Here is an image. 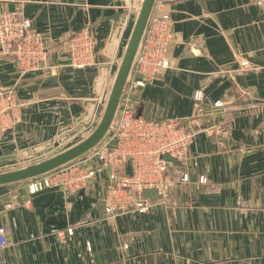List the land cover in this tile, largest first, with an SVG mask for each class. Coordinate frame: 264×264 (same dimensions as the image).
<instances>
[{"label":"crops","instance_id":"crops-1","mask_svg":"<svg viewBox=\"0 0 264 264\" xmlns=\"http://www.w3.org/2000/svg\"><path fill=\"white\" fill-rule=\"evenodd\" d=\"M137 2L0 0V11L30 19L47 48L43 67L26 73L0 50V88L13 87L22 103L21 122L0 143V165L45 155L101 110ZM165 8L169 66L139 89L134 108L148 119L192 116L201 109L196 89L204 106L229 101L198 117L222 134L200 130L188 148L192 173L206 182L193 178L171 187L167 202L115 216L104 212L99 178L75 193L28 194L26 180L2 185L0 264H264V10L252 0H173ZM86 25L96 64L72 67L66 39Z\"/></svg>","mask_w":264,"mask_h":264},{"label":"built area","instance_id":"built-area-1","mask_svg":"<svg viewBox=\"0 0 264 264\" xmlns=\"http://www.w3.org/2000/svg\"><path fill=\"white\" fill-rule=\"evenodd\" d=\"M171 1L154 2L114 122L103 139L72 162L26 180L28 194L47 187L75 193L98 176L103 182L104 212L115 216L127 212L144 213L156 199L167 202L171 187L189 183L193 178L199 183L206 182L204 175L192 173L191 166L196 162L188 156V148L199 130L210 131L212 127L200 129L194 117L148 119L134 109L139 89L152 83L158 73L169 66L167 51L173 32L172 20L165 7ZM252 2L264 10V0ZM95 43L89 25L71 33L65 44L68 64L76 68L96 64ZM0 50L14 58L20 73L43 67L47 57L41 33L33 28L30 19L15 11H0ZM193 100L204 105L200 89L194 91ZM219 104V101L213 103L214 106ZM21 106L13 87L0 88V143L5 133L21 122ZM90 126L91 121L84 129ZM165 154L169 159L163 157ZM144 189H155L157 197L144 196ZM26 201L29 202V198ZM6 246V230L0 225V257Z\"/></svg>","mask_w":264,"mask_h":264},{"label":"water","instance_id":"water-1","mask_svg":"<svg viewBox=\"0 0 264 264\" xmlns=\"http://www.w3.org/2000/svg\"><path fill=\"white\" fill-rule=\"evenodd\" d=\"M154 2L155 0H138L136 4L132 25L104 96L101 110L91 129L73 144L47 157L22 166L0 170V186L12 185L53 171L79 158L99 144L114 122L118 104L145 34ZM163 157L169 159L167 154ZM171 160L175 161L174 158ZM142 193L152 199L157 197L155 189H144Z\"/></svg>","mask_w":264,"mask_h":264},{"label":"rangeland","instance_id":"rangeland-1","mask_svg":"<svg viewBox=\"0 0 264 264\" xmlns=\"http://www.w3.org/2000/svg\"><path fill=\"white\" fill-rule=\"evenodd\" d=\"M103 100H104V97H102L101 100H100V102H99L100 103V105H99L100 107L103 104ZM216 101H219V103H220L219 106L225 105V104H227L229 102V101H226V100H221V101L220 100H216ZM213 103H211L207 107H204V105H200L201 106V109H199V111L196 110V112L192 116H187V117H189V118H193L194 117L197 120L200 129H203V128L204 129H208L211 126L212 128H211L210 131L209 130L208 131L203 130V131H205L209 135H216V136H218V135H221L222 134V130H221L220 126H218L217 124L216 125H211L212 123L211 124L203 125V124L200 123V121L198 119L199 115H201V114L203 115L204 114L203 113L204 111L211 113L210 107L213 106ZM134 105H135V103H134ZM219 106H214V107H219ZM99 111L100 110L97 109L95 111V113L93 114V116L91 117V119H89V121H91V126L89 128L82 130V132H80L78 135H76L74 137H71V138H68V139H66L65 141H63L60 144H58V142L50 143L49 144L50 146H48V149L43 150L42 152H40V153H46L45 155L44 154L43 155L42 154H39V155L35 156L34 158L21 159L19 161L16 160V161L8 162L7 164L1 166L0 167V170L11 169V168H14V167L22 166V165H25L27 163H31V162L37 161L39 159H42L44 157H47L50 154L55 153L57 151H60V150L64 149L65 147L73 144L74 142H76L77 140H79L84 134H86L88 130L91 129V127L94 124L97 116L99 115ZM239 112H249V111H239ZM204 115H206V114H204ZM209 118H210V114L207 115L206 119H209ZM96 178H98V176ZM99 179L102 180L101 177H99Z\"/></svg>","mask_w":264,"mask_h":264}]
</instances>
